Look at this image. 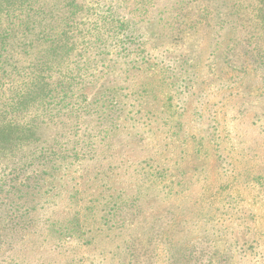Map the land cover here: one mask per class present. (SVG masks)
Segmentation results:
<instances>
[{
    "label": "rangeland",
    "instance_id": "1",
    "mask_svg": "<svg viewBox=\"0 0 264 264\" xmlns=\"http://www.w3.org/2000/svg\"><path fill=\"white\" fill-rule=\"evenodd\" d=\"M64 30L85 82L0 132L36 125L0 158V264H264V0H0V61Z\"/></svg>",
    "mask_w": 264,
    "mask_h": 264
},
{
    "label": "trees",
    "instance_id": "2",
    "mask_svg": "<svg viewBox=\"0 0 264 264\" xmlns=\"http://www.w3.org/2000/svg\"><path fill=\"white\" fill-rule=\"evenodd\" d=\"M196 26L193 31L199 30L200 20L199 17L196 18ZM70 31L64 30L60 35L56 36V40L50 46L48 54H45L43 62L40 66L34 70L32 74H22L19 72V68L9 65L10 62L0 61V132L3 136L10 134L13 130H16L13 121H8L7 118H13V112L9 111L13 105H26L30 106H40L43 111L46 112L44 107L48 102L55 100L61 96L65 102L68 100V93L74 90L75 86L81 85L85 82L84 75L85 70L79 69L77 66L76 70L69 67L68 57L69 52L72 51L73 45H70ZM254 50L250 53L249 57L252 58L255 54ZM259 52V51H258ZM248 55V54H247ZM257 55V52H256ZM2 59V57H0ZM255 61V60H254ZM11 68L12 74L15 75V79L10 81L6 76L7 68ZM21 92V101L16 97L4 96L3 92L6 91ZM83 91V90H81ZM59 100V99H58ZM43 106V107H42ZM34 117H38L34 115ZM26 117H21V121H26ZM36 125L33 127L30 125H24L21 129L18 126V130L21 132L19 137L15 140H9L8 137L0 140V158L7 157L8 153H12V149L17 147V145H23L27 142L33 141L36 138Z\"/></svg>",
    "mask_w": 264,
    "mask_h": 264
}]
</instances>
